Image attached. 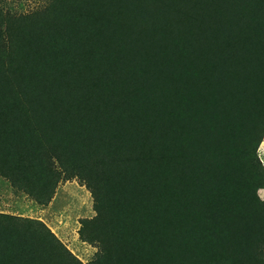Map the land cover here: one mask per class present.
Returning a JSON list of instances; mask_svg holds the SVG:
<instances>
[{
	"label": "trees",
	"instance_id": "1",
	"mask_svg": "<svg viewBox=\"0 0 264 264\" xmlns=\"http://www.w3.org/2000/svg\"><path fill=\"white\" fill-rule=\"evenodd\" d=\"M264 0L0 6V177L79 178L88 264H264ZM0 264H85L0 211Z\"/></svg>",
	"mask_w": 264,
	"mask_h": 264
},
{
	"label": "rangeland",
	"instance_id": "2",
	"mask_svg": "<svg viewBox=\"0 0 264 264\" xmlns=\"http://www.w3.org/2000/svg\"><path fill=\"white\" fill-rule=\"evenodd\" d=\"M47 0H0V6L11 7L18 13H26L41 7ZM258 156L264 166V139ZM264 200V187L258 192ZM95 199L91 190L79 178L61 182L53 198L41 204L30 195H17L11 184L0 177V211L35 218L45 222L55 235L83 263L93 258L99 250L97 243L84 240L80 235L83 220L95 216Z\"/></svg>",
	"mask_w": 264,
	"mask_h": 264
}]
</instances>
